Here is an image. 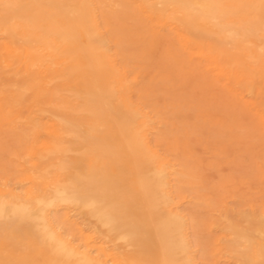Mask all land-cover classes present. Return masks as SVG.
Wrapping results in <instances>:
<instances>
[{
	"label": "bare ground",
	"instance_id": "bare-ground-1",
	"mask_svg": "<svg viewBox=\"0 0 264 264\" xmlns=\"http://www.w3.org/2000/svg\"><path fill=\"white\" fill-rule=\"evenodd\" d=\"M39 2L0 0V96L10 98L20 114L27 92L38 100L54 95L59 85L73 84L71 95L90 116V124L82 127L63 116H25L29 143L14 177L23 189L17 195L7 185L0 186V261L4 246L16 251L29 242L36 255L25 248L18 258L22 264L30 257L44 264H193L181 219L169 209L166 170L154 166L157 157L142 130L146 118L138 110L125 114L105 109L115 99L107 81L121 76L99 38L92 10L116 31L114 47L122 59L145 39L151 50L156 41L166 39L171 48L167 62L194 71L205 89L229 99L223 124L215 126L232 138L264 144V107L254 91L258 68L259 77L264 76V54L238 55L223 44L232 42L235 48L264 30V0H94V5L87 0H47L54 8L55 26L40 23L44 15L38 11ZM17 26L24 29L21 42L14 37ZM213 29L220 38L213 37ZM158 84V91L147 98L149 107L165 127L184 138L177 146L191 147L184 128L191 113L193 133L218 140L203 112L177 102L166 76L161 75ZM65 152L81 155L70 166L73 173L59 181L48 163ZM66 168L58 166L57 171L63 174ZM45 184L52 187L48 195L40 190ZM62 202L86 208L107 234L132 247L133 253L108 249L80 228L81 248L62 240L47 217V211ZM232 235L236 241L229 245L219 239L203 243L208 264H218L230 251L244 264H264V242L251 257L239 250L244 235Z\"/></svg>",
	"mask_w": 264,
	"mask_h": 264
},
{
	"label": "rangeland",
	"instance_id": "rangeland-1",
	"mask_svg": "<svg viewBox=\"0 0 264 264\" xmlns=\"http://www.w3.org/2000/svg\"><path fill=\"white\" fill-rule=\"evenodd\" d=\"M109 1L113 2L106 0L107 3ZM46 2L47 0H40L37 6L39 13L44 15L40 23L55 26L54 8ZM87 3L94 5V0H87ZM92 14L95 16L99 38L106 45L118 76H121L118 80L111 78L107 81L113 89L115 99L105 109L108 113L119 110L125 114L138 110L146 118L147 124L141 129L147 135L148 147L157 157L156 161L153 160L154 166H163L166 170L167 190L172 201L169 209L181 219L184 243L193 264H208L204 257V242L219 239L229 245L236 241L232 235L234 231L244 235V239L239 241V250L251 257L255 256V251L264 242V213H261L264 207V144L232 138L225 129L215 126L216 123L223 124L229 99L219 91L205 89L200 76L194 71L167 62L171 48L166 39L156 41L152 50L148 46L149 41L145 39L128 59H122L116 54L114 47L116 31L105 24L97 9H93ZM210 31L215 39L220 38L214 29ZM23 32L24 29L17 26L14 37L18 42H21ZM235 42H240L237 37ZM81 43H84L83 38ZM223 44L238 55L264 54V30L246 37L235 48L232 42ZM248 63L251 64L250 61ZM257 70L254 91L257 101L264 107V76L259 77L261 68ZM133 73L138 75L135 80L131 78ZM161 75L166 76L170 92L178 103L205 114L211 121V131L217 135L218 140L193 133L195 113H191L188 114L184 127L188 130L191 147L185 150L181 145H176L181 144L184 138L172 130L173 127H165V122L149 107L147 99L158 91ZM17 79L19 86L20 77ZM73 88V84L59 85L54 95L44 94L38 100L34 93L27 92L20 105V114L10 98L0 96L1 187L5 184L17 195L23 189V185H19L14 177L24 161L25 148L29 143L25 116H63L82 127L90 124V116L82 109L79 100L71 95ZM18 115L23 118L10 123ZM80 155L79 152H65L52 158L48 163L52 174H58L56 178L59 181L64 180L68 174L73 173L70 166ZM91 161L92 158L88 157L87 164ZM58 166L68 168L61 174L57 171ZM50 188L52 187L45 184L40 190L48 195ZM47 217L59 237L75 248H81L76 230L80 228L108 249L118 248L128 255L134 251L132 247L125 246L123 241L107 234V229L96 218L91 217L86 208L66 202L57 203L47 211ZM21 245L16 251L4 246L0 263L22 264L18 258L23 255L25 248L32 251L33 256L36 255L33 243L23 242ZM24 264L44 263L30 257ZM218 264L244 263L240 256L230 251Z\"/></svg>",
	"mask_w": 264,
	"mask_h": 264
}]
</instances>
